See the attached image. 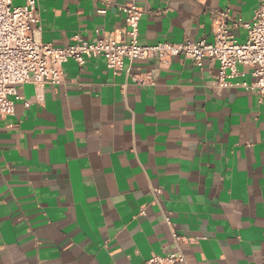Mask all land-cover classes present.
I'll return each mask as SVG.
<instances>
[{"label":"crops","instance_id":"0c3cea01","mask_svg":"<svg viewBox=\"0 0 264 264\" xmlns=\"http://www.w3.org/2000/svg\"><path fill=\"white\" fill-rule=\"evenodd\" d=\"M37 1L45 42L125 36L128 0ZM140 3V40L156 44L212 38L211 10L251 21L260 0ZM241 68L235 81L251 83L253 68ZM63 69L41 100L35 84L22 85L0 122V264H140L174 249L167 215L185 238L186 260L175 264H264L255 90L219 87L211 58L136 59L115 73L96 57Z\"/></svg>","mask_w":264,"mask_h":264},{"label":"built area","instance_id":"2783aa9c","mask_svg":"<svg viewBox=\"0 0 264 264\" xmlns=\"http://www.w3.org/2000/svg\"><path fill=\"white\" fill-rule=\"evenodd\" d=\"M38 10L37 0H25L22 4H16V0H0V122L15 113L16 101L23 99L19 93L22 85L35 84L41 100L40 89L63 83L65 62L74 60L84 66L96 57H104L115 73L125 67L126 61L136 59L156 57L162 63H170L175 57H185L201 66L205 58H211L219 62V87L242 84L255 90L264 106V0H260L251 21L233 17L230 8L211 10L212 38L156 44H144L140 40V23L148 12L140 0H128L123 6L126 14L124 37L104 35L87 40L76 33L66 46H56L37 37L41 29ZM99 12L105 13L106 8H100ZM239 27L248 32L245 41L234 34L233 30ZM242 66L253 68L251 83L235 81L245 74ZM25 104L29 106L30 102ZM166 222L172 230L174 249L140 264H175L186 260L181 248L185 238L174 229L168 215Z\"/></svg>","mask_w":264,"mask_h":264}]
</instances>
